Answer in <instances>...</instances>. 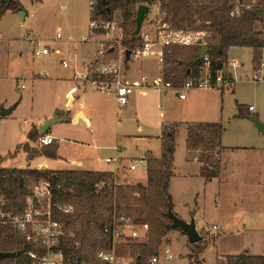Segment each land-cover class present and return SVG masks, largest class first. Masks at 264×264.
Returning <instances> with one entry per match:
<instances>
[{
	"label": "trees",
	"instance_id": "obj_1",
	"mask_svg": "<svg viewBox=\"0 0 264 264\" xmlns=\"http://www.w3.org/2000/svg\"><path fill=\"white\" fill-rule=\"evenodd\" d=\"M91 18L111 21L120 14L123 30L122 44L133 52L142 46L136 28L137 8L140 4H159L165 12L164 20L172 29L204 32L205 44L172 43L164 47L163 75L173 87H180L190 77H199L205 59L199 60L203 45L208 46L207 57L210 70L215 77L224 69L228 49L231 46L264 47V8L252 0H91ZM238 13L234 12L236 6ZM24 9L20 0H0V16L6 11ZM114 50H112L113 54ZM128 61V60H126ZM238 117H243L239 105ZM225 127L222 123H197L189 127L187 146L200 150L202 174L206 180L219 176L221 138ZM176 125L165 126L162 133L163 155L161 158L147 153L144 156L147 182L135 184L116 183L110 170H54L32 167L0 166V194L8 199L7 209L20 212L28 196H33L37 186L49 183L52 216L66 223L69 233L62 239L60 247L72 264H88L98 261L96 252L112 246L110 234L105 227H112L114 218L128 217L132 223L147 225V241L132 243L135 264H147L159 253L168 231L172 229L167 215L173 198L169 192L170 166L175 151ZM36 126L28 132L31 141L40 137ZM27 153V160L44 155L59 157V142L32 147L29 142L17 150ZM104 182L99 191L96 185ZM43 199H36L41 206ZM60 205L70 206L65 212ZM206 248L202 239L192 247L190 258L196 264H204L200 255ZM0 251L16 252L15 257L0 259V264H26L29 252L44 253L45 248L27 241L9 223L0 219ZM216 264H264V255L242 252L219 257Z\"/></svg>",
	"mask_w": 264,
	"mask_h": 264
},
{
	"label": "crops",
	"instance_id": "obj_2",
	"mask_svg": "<svg viewBox=\"0 0 264 264\" xmlns=\"http://www.w3.org/2000/svg\"><path fill=\"white\" fill-rule=\"evenodd\" d=\"M90 4L91 0H77L76 3H74L75 19H70L71 22H69L67 26L69 39L73 38L72 36H74L73 34L75 31L79 29L83 32L82 30H86L88 24H90V10L89 14L86 15V10L88 12V5ZM155 6L158 7L159 4L149 6V12L142 24V29L151 32L153 36L159 18L158 16L157 20L154 21L152 17ZM12 12L17 13L18 11ZM117 14L119 13H116V15ZM26 15H28V13L25 11L24 14L21 15V18H24ZM146 22L147 24H145ZM30 32L31 31H29V33ZM203 44H205L204 40ZM53 51L57 54L62 52L60 47L55 48ZM87 51H89V49L85 47L82 54L88 55V58L81 56L83 60L82 64H76L75 60H73V68L63 72L62 74L64 75H58L47 68H43L39 74H34L37 79H45V82L56 80L58 97L60 98L63 95L65 98V105L71 108L75 107L73 111L72 109L67 111V107L61 109L57 102L40 118L46 119L53 115L62 117L66 112L67 120L70 116L71 119L78 124L84 121V127L87 130V139L84 140L80 137H58V135L53 133L51 126L47 133L55 137L59 142L58 158H49L44 155H39L28 161L27 153L23 150L25 157V162L23 164L15 165V160L13 161L14 164L11 161L12 163L8 162V164L3 167L29 166L32 168H48L54 170L73 169L106 171L111 169V165L109 166V163L105 160L110 156H103L101 150L108 147H114L117 151V156H125L132 160L145 156L147 153L161 158L163 155L162 133L164 127L176 125L175 151L170 166L171 176L169 183V192L173 198V210L177 208V195L179 193V184L177 182L176 184L174 180L176 179V181H178L181 179V181L186 184L184 187L186 192V199L183 201L184 206L177 208L180 211H175L178 216L189 221L191 217L194 216L191 203H195V206L198 207L199 204L204 203L207 194L210 192L214 195V202L221 207V202L227 199L228 196L232 198V202L235 204L238 202L242 203L244 198L246 201L249 200L251 197L247 194V196L241 195V191H244L246 188L252 190H255V188H264V133L259 130L253 120V117H257L264 122V113L252 112L255 110V108L250 109L252 105L247 108L238 101L235 102V105H231L228 113L226 111L228 94L225 92L229 89L219 88L191 90L186 93L185 98H181L178 93L179 91L173 87L167 89H140L130 97L128 105L120 107L114 95L98 90L90 79L82 77L92 68L96 56V49L94 51L92 50V53L89 52V54H87ZM263 55L264 47L231 46L228 49L227 60L236 61L233 66H225V73L234 80L232 92H235V84L237 80L243 78L242 76L256 82L253 80V77L255 74H259L262 76V79L258 81H264V74L260 71V62ZM131 59L132 56H130L125 66L126 73L130 76H137L144 73L156 76L159 75L158 73H163V63H160L155 56L146 59L138 58L143 66L140 68L132 67L129 64ZM158 62L161 66L160 70L159 68L157 69ZM67 65L66 63V68L68 67ZM254 71L255 73L250 76V72L252 73ZM24 87L25 84L22 83L20 88ZM18 103L19 101L17 105ZM239 105L243 107V117L251 119L252 122L243 119L240 120L243 117L237 116L239 113ZM116 112H121L125 116V121L115 117ZM45 119L38 120V124L32 122V126H29L30 129L28 132L34 126L39 130V125ZM231 119L244 121L242 125L245 129L238 130L235 133V139L237 141L231 140L229 134H227L226 121ZM197 123H222L225 127L221 138L220 173L219 176L211 180H206V177L202 174V163L200 162L198 153L195 152L194 155L189 156V162H185V166L182 167H179L176 158L180 135L182 134L184 136L185 147L187 150H190L187 146L189 127ZM122 139H137L142 141L141 145H143L144 148L141 149V154L129 157L123 153V147L117 144V142L122 141ZM152 141H154V145L151 144ZM33 142L34 141H29L32 147H34ZM114 142H116V144ZM65 143L69 145L71 151H66L64 153ZM113 143L114 145H111ZM20 145L21 144H19L17 148ZM13 146L14 143L11 147ZM239 150H244L242 151L243 154L240 153ZM9 155L14 156L12 153H9ZM68 158L70 160H68ZM32 163L35 165H32ZM144 170L147 173L146 166ZM138 182L144 183V181L140 179ZM222 231H225L223 227ZM247 250L249 249L243 248L242 252ZM251 254L264 255V251L258 250L257 253L253 252ZM221 255H219L217 259L229 254L226 253L223 256ZM202 259L205 260L204 258Z\"/></svg>",
	"mask_w": 264,
	"mask_h": 264
},
{
	"label": "rangeland",
	"instance_id": "obj_3",
	"mask_svg": "<svg viewBox=\"0 0 264 264\" xmlns=\"http://www.w3.org/2000/svg\"><path fill=\"white\" fill-rule=\"evenodd\" d=\"M21 1L24 6L22 11L28 13L24 18H21L20 11L17 13L6 11L0 16V110L2 106L10 107L19 101L12 113L6 116L0 114V165L2 166L15 160V165H21L25 162L23 149L17 150V146L31 141L28 137V130L32 126V122L38 124V120L45 119L40 117L50 110L55 103L58 102L61 109L67 107V111L70 109L73 111L75 108L65 105V98L62 94V97H58L56 80L45 82V79H37L34 74H39L43 68H47L58 75H64L63 72L73 68V60L76 64H82L81 56L88 58V55L82 54L85 47L89 49L87 54L95 49V52H97L101 48L96 37H91L86 41L83 39V36L89 33V24L86 30L81 32L78 29L73 34V38L69 39L67 26L71 22L70 19H75L74 3L77 0ZM89 10L90 5H88L86 15L89 14ZM160 10V6L154 7L152 13L154 21L157 20ZM115 18L120 21V14L115 15ZM29 31L31 32L29 33ZM58 32H60V36H57ZM194 33L197 35L198 32ZM97 37L101 38L102 36L97 35ZM199 38L201 37L199 36ZM107 43L115 47L108 61L116 60L121 56L125 57V47L122 43L117 44L115 40H110ZM45 45H49L53 49L60 47L62 52L57 54L52 50L49 54L36 56L34 49L42 48ZM96 59L97 56H95ZM95 60L93 66L96 65ZM65 61L68 64L67 68L64 65ZM126 63L127 61H125V66ZM129 64L135 68L143 67L140 59L134 56H132ZM160 67L158 62L157 69L160 70ZM260 71L264 74V65H261ZM254 73L255 71L250 72V76ZM242 77L235 84V92H232V88L225 92L228 94L226 111L229 113L231 105H235V102L238 101L247 108L252 105L255 108L252 112L264 113V81L254 82L247 77ZM22 83L25 84L24 88H20ZM115 117L125 121V116L121 112H116ZM246 118L243 117L240 120L252 122L251 119ZM240 120L231 119L226 121L227 134L233 141H237L235 139L236 131L245 129L242 125L244 121ZM84 126V121L78 124L69 116L68 120L53 124L51 129L58 137H80L86 140L87 130ZM141 142L137 139H122L117 144L123 147V153L129 157H134V155H140L141 149L144 148ZM13 143L14 146L11 147ZM114 143L116 144V142ZM114 143L111 145H114ZM33 144L36 147L42 146L38 143V139ZM151 144L154 145V141ZM66 151L71 150L69 145L65 143L63 152ZM242 151L239 150L243 154ZM101 152L103 156H117L114 147L102 149ZM195 152L199 155L201 153L200 150H187L184 144V136L181 134L176 156L179 167L185 166V162H189V156L194 155ZM9 153L14 156H10ZM122 158L123 161H121L118 171L115 173L118 182L135 184L140 179L145 184L147 173L144 167L140 166L130 170L129 165L135 162L136 159L132 160L125 156ZM68 160L70 159L68 158ZM32 165L35 164L32 163ZM174 182L179 184L176 207H183V201L186 199L184 189L186 184L181 179L178 181L175 179ZM246 194L251 197L249 200L246 201L244 198L242 203L235 204L232 202V198L228 196L227 199L221 202V207L214 202L212 192L207 194L204 203L199 204L198 207L195 206V203H191L197 228L202 235V245L206 246L203 254L200 255L201 259H205V264H216L219 255L237 254L242 252L243 248H248L249 250L245 252L250 253H257L258 250L264 251V188H255V190L246 188L241 191V195L247 196ZM177 208L173 211H180ZM175 213L177 214V212ZM123 222L119 226L123 234L118 241L119 243L132 244L147 241V228L144 225L133 223L131 226H125L127 222L125 220ZM222 227L225 233L222 231ZM134 230L138 232L137 236L131 235ZM193 245L189 242L188 236L183 230L172 228L168 231L160 246L159 253L156 255L159 258L156 264H196L190 258ZM122 249H124V246ZM166 251L173 254L171 259L165 258ZM131 264H134L133 261Z\"/></svg>",
	"mask_w": 264,
	"mask_h": 264
},
{
	"label": "built area",
	"instance_id": "obj_4",
	"mask_svg": "<svg viewBox=\"0 0 264 264\" xmlns=\"http://www.w3.org/2000/svg\"><path fill=\"white\" fill-rule=\"evenodd\" d=\"M254 4H258L264 8V0H252ZM92 2L90 4V10L93 12ZM240 7L237 5L234 12L238 13ZM165 12H160L158 18V24L154 32V36L149 31L141 30L140 37L143 40V44L140 48L135 49L131 56L146 59L155 56L160 63H163L164 59V47L172 43L179 44H192L196 43L199 36H203L204 32H198L195 35L192 31H182L172 29L167 21L164 20ZM89 33L83 37V39L89 40L91 37H96L99 40L100 49L96 52L97 59L96 65L92 66L87 74L83 75V78H88L96 86V88L107 94H112L116 97L118 105L124 107L129 104L130 97L140 89L159 88L167 89L173 87L169 81H167L163 73L151 76L148 74H139L137 76H130L126 73L125 61H126V48L125 57H118L108 61L112 55L114 45L108 44L110 40H115L117 44H121L123 38V30L121 21L114 18L111 21L97 20L95 18L90 19ZM97 35H101L98 38ZM57 36H60L58 32ZM105 37V39H104ZM110 39V40H107ZM54 50L50 46H43L42 48H35L34 54L41 56L49 54ZM205 63L202 66L199 77H190L186 79L182 86L173 87L179 92L181 98H185L186 93L195 89H207V88H219L230 89L234 86V80L231 76L225 73V66H233L236 61L227 60L224 65V69L220 70L214 77L210 70V61L207 54L204 57ZM260 64L264 65V56L261 57ZM66 65V63H64ZM262 76L255 74L253 80H261ZM23 87V85H22ZM253 107L250 106V109ZM56 140L50 134L41 135L38 138L40 145H47L53 143ZM106 162L111 164V169L115 175L118 171L123 158L121 156L107 157ZM145 163L144 156L137 158L135 162L129 165L130 170H134L137 167L142 166ZM146 164V163H145ZM116 183L118 179L116 177ZM105 185L104 182H100L96 185V190L99 191ZM36 199H43L41 206L36 205ZM8 199L5 195L0 194V219L3 223L11 224L15 230L21 234L27 241L36 243L45 248L44 253L39 254L35 251L28 253L30 262L26 264H72L69 257L66 256L65 250L60 247L62 239L67 233H69L68 226L65 222L56 220L52 216V202L51 191L49 183H42L37 186L33 196H28L25 202L23 210L15 212L7 209ZM59 208L65 212L71 210L70 206L60 205ZM125 220V226H131L133 223L128 217L122 216L121 218H114L112 227H105V232L110 234L112 238V246L110 248H102L96 252L98 261L96 263L88 264H131L132 261L135 264V258L132 251V244L119 243L122 231L119 226L122 225ZM144 227L147 228L145 224ZM137 231H132V236H137ZM124 246V249H122ZM173 254L171 252H165V258L171 259ZM158 256H154L149 264H156L158 262Z\"/></svg>",
	"mask_w": 264,
	"mask_h": 264
},
{
	"label": "water",
	"instance_id": "obj_5",
	"mask_svg": "<svg viewBox=\"0 0 264 264\" xmlns=\"http://www.w3.org/2000/svg\"><path fill=\"white\" fill-rule=\"evenodd\" d=\"M149 9H150V7L147 4H140L138 6L137 14H136V28L134 31V33L136 35H140L141 29H142V24L145 20L146 15L149 12ZM20 14L23 15L24 12L22 10H20ZM196 43L203 44L202 38H199ZM208 51H209L208 46L203 45L200 52H199L198 59L199 60L204 59V57L208 53ZM131 54H132V52L130 50H126V60H129ZM16 106H17V103L12 104L10 107L2 106L1 110H0V114L2 116H6V115L12 113V111L16 108ZM66 120H67V114L62 116V117L53 115V116L45 119L39 125L40 135L47 134L49 128L53 124L59 123L62 121H66ZM253 120H254L255 124L257 125V127L259 128V130H261L264 133V122L259 120L257 117H253ZM145 166H146V164L142 163V167H145ZM167 215L169 216V218L171 220V223H170L171 227L172 228H180L181 230H183L187 234L188 240L191 244L198 243L202 239V235L197 228L194 216H192L189 221L185 220L182 217L178 216L173 211L172 206H169L168 211H167ZM17 254H20V253L19 252L16 253V252L0 251V259H4V258H8V257H15Z\"/></svg>",
	"mask_w": 264,
	"mask_h": 264
}]
</instances>
